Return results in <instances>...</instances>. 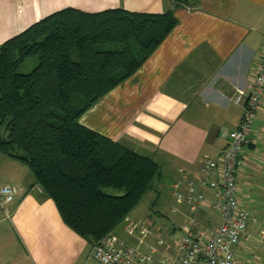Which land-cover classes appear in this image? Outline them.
I'll return each mask as SVG.
<instances>
[{
	"label": "crops",
	"instance_id": "obj_1",
	"mask_svg": "<svg viewBox=\"0 0 264 264\" xmlns=\"http://www.w3.org/2000/svg\"><path fill=\"white\" fill-rule=\"evenodd\" d=\"M70 8L86 13L117 8L147 14L174 10L178 24L169 36L80 123L153 158L161 178L171 186L180 179L181 169L200 173L207 158L217 157L227 147L226 134L242 122L243 107L234 104L233 97L250 88L259 67L264 0H200L195 7L177 9L172 0H0V47ZM251 140L238 173L239 200L251 219L244 242L236 247V264H264V99ZM18 164L15 168L21 170L24 165ZM23 175L18 181L24 188L13 180L0 182L20 190L9 206L11 218L6 219L0 209V264H85L93 245L64 223L52 199L37 185L32 187V175ZM206 194L212 199L209 191ZM180 206L182 210L174 211L181 217H194L179 227L181 234L188 227L218 229L212 211ZM198 215L208 217L206 223L195 222ZM242 248L245 254L239 252Z\"/></svg>",
	"mask_w": 264,
	"mask_h": 264
},
{
	"label": "trees",
	"instance_id": "obj_2",
	"mask_svg": "<svg viewBox=\"0 0 264 264\" xmlns=\"http://www.w3.org/2000/svg\"><path fill=\"white\" fill-rule=\"evenodd\" d=\"M172 1L177 9L200 0ZM177 24L174 10L70 8L0 47V155L26 166L64 223L93 247L130 217L161 169L80 119L133 76ZM34 58V68L21 72Z\"/></svg>",
	"mask_w": 264,
	"mask_h": 264
},
{
	"label": "built area",
	"instance_id": "obj_3",
	"mask_svg": "<svg viewBox=\"0 0 264 264\" xmlns=\"http://www.w3.org/2000/svg\"><path fill=\"white\" fill-rule=\"evenodd\" d=\"M259 62L250 88L238 90L233 97L234 104L243 107V119L237 129L226 134L227 147L217 157L207 158L200 173L181 169L180 179L171 186L180 205L193 212L212 211L218 217V229L188 227L175 240L174 248L169 247L168 240L159 238L148 250L140 244H127L113 233L93 247L85 264H236L235 249L245 239L251 219L239 200L238 173L264 99V44ZM207 191L212 199L207 197ZM19 193L16 186L0 184V209L6 219L13 216L9 206ZM127 226L130 236L138 228L142 238L149 234L143 224L130 221ZM261 238L264 241V234Z\"/></svg>",
	"mask_w": 264,
	"mask_h": 264
},
{
	"label": "rangeland",
	"instance_id": "obj_4",
	"mask_svg": "<svg viewBox=\"0 0 264 264\" xmlns=\"http://www.w3.org/2000/svg\"><path fill=\"white\" fill-rule=\"evenodd\" d=\"M36 64V58L29 60L22 66L21 72H30ZM18 165V162L6 156L0 155V182L13 180L14 183L18 182V184L21 187L23 186L24 188L25 185H22L23 183H20V181L18 180H20L21 177L24 176V172L28 173V175L30 176L31 173L25 166H20L21 170H18L17 168H15L18 167ZM22 169H24V171ZM109 193L120 194L114 190H109ZM155 202L156 204L154 206ZM176 208L182 210L183 207L176 203V200L172 195V188L169 184V181H167L164 177L157 179L154 183V189L145 195L136 209L131 213L129 217L130 219L128 218L126 221H124V223L116 229V232H114V234H116L122 240L126 241L127 244H140V247L144 250H148L153 245H156V242L159 238L168 240L169 247L171 246L172 248H174L176 243L175 240L181 235V229H179V227L183 223L185 224V220L191 223L190 220L194 218L193 216H191L192 214H189V212V215L186 214V218L181 217V215L177 211H174V209ZM195 217V222L203 220L205 222V220L208 218L205 216V218L203 219L199 215ZM130 221L136 224H143L145 226V229L149 230L147 238L141 237L142 235L139 232V228L134 232V236H130L126 232V229L128 227L127 224H130ZM242 241L244 242V239ZM249 245H251L252 247L257 246L254 241H250ZM236 252L237 249L235 250V255ZM239 252L241 254H245L247 250L245 248H242L239 249Z\"/></svg>",
	"mask_w": 264,
	"mask_h": 264
},
{
	"label": "water",
	"instance_id": "obj_5",
	"mask_svg": "<svg viewBox=\"0 0 264 264\" xmlns=\"http://www.w3.org/2000/svg\"><path fill=\"white\" fill-rule=\"evenodd\" d=\"M34 186H35V184L32 185V187H34Z\"/></svg>",
	"mask_w": 264,
	"mask_h": 264
}]
</instances>
